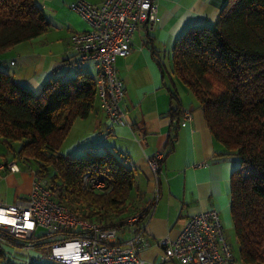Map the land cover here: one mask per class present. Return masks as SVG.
I'll return each mask as SVG.
<instances>
[{"label": "trees", "instance_id": "obj_1", "mask_svg": "<svg viewBox=\"0 0 264 264\" xmlns=\"http://www.w3.org/2000/svg\"><path fill=\"white\" fill-rule=\"evenodd\" d=\"M50 27L36 0H0V54ZM171 66L194 96L214 139L224 147L221 155L239 160L230 175L238 260L264 264V0H226L214 25L189 28L176 39ZM170 98V132L159 170L173 150L180 121L177 93L170 90ZM96 102L95 77L87 71L49 78L33 93L0 67L1 142L37 177L57 187L67 206L75 203L84 218L120 228L136 184L128 155L88 151L71 156L58 151L74 121L86 118ZM85 173L106 182L108 191L83 187ZM139 211L141 225L148 207ZM1 250L0 246V255L7 257Z\"/></svg>", "mask_w": 264, "mask_h": 264}, {"label": "crops", "instance_id": "obj_2", "mask_svg": "<svg viewBox=\"0 0 264 264\" xmlns=\"http://www.w3.org/2000/svg\"><path fill=\"white\" fill-rule=\"evenodd\" d=\"M71 1L36 0L51 27L42 35L0 54V67L33 93H38L49 78H69L78 71L95 75L92 61L79 64L72 49L71 36L88 29V23L70 8ZM87 1L98 3L101 0ZM225 2L156 0V20L138 27L131 37L130 53L115 59L117 74L124 86L121 105L127 111L128 123L109 126L98 102L86 118H77L73 123H86L90 133L88 144L73 152L82 150L87 154L94 148L97 154L128 155V166L133 169L136 180L130 196L131 206L143 209L153 200L141 220L150 241L140 252L144 264H154L158 260L161 249L156 240L177 236L187 218L198 212L216 209L223 230H233L230 175L239 166V160L235 155H221L224 147L214 139L194 96L172 73L171 66L176 39L189 28L214 25ZM170 90L177 93L180 101V121L173 150L164 157L156 182L148 159L155 152L166 149L170 132ZM186 110L192 112V118L182 123ZM14 173H5L0 181L6 186H15L10 203L25 197L33 181L30 172L28 176L24 174L22 183H16ZM124 235L120 231L119 236ZM19 253L24 257L28 254Z\"/></svg>", "mask_w": 264, "mask_h": 264}, {"label": "built area", "instance_id": "obj_3", "mask_svg": "<svg viewBox=\"0 0 264 264\" xmlns=\"http://www.w3.org/2000/svg\"><path fill=\"white\" fill-rule=\"evenodd\" d=\"M69 6L88 23V29L71 36L77 61L93 63L97 102L107 124L125 125L127 111L121 105L124 86L118 77L115 59L130 53L131 37L138 27L156 20V0H101L98 3L72 0ZM182 117L185 123L192 118V112L186 110ZM89 151L94 152V148ZM162 156L163 150H160L148 159L156 182ZM29 168L33 176L29 193L12 203L0 202V233L11 239L8 247L1 246L3 250L9 248L6 251L13 253L18 262L9 257L11 261L33 262L40 256H31L30 252H37L36 248L42 246L44 253L61 264H144L140 252L150 241L138 224L141 211L128 216L120 228L84 218L61 201L57 187L47 178L37 177L34 169ZM0 170L18 172L20 166L15 158L0 163ZM81 182L83 187L96 192L109 189L106 182L89 173L82 175ZM152 201L145 208L149 210ZM40 227L45 232L38 235L36 231ZM120 231L126 235L120 237ZM155 242L161 253L154 264H241L225 238L216 209L189 216L177 236H164ZM14 250L28 254L24 257ZM4 255L9 256L6 252Z\"/></svg>", "mask_w": 264, "mask_h": 264}, {"label": "rangeland", "instance_id": "obj_4", "mask_svg": "<svg viewBox=\"0 0 264 264\" xmlns=\"http://www.w3.org/2000/svg\"><path fill=\"white\" fill-rule=\"evenodd\" d=\"M67 78V77H66ZM86 123H81L80 125H78V123L76 125H73V127L70 129L69 133L67 134V136L64 138V140L62 141L58 151L61 154H68L71 156H78V155H83V151H77L78 149H82L84 148L87 144L88 141H90V139L88 138V136L90 135V133L87 132V128H86ZM97 135V133H96ZM97 137V136H96ZM16 146V144H13ZM77 148L76 151L73 152V150ZM15 159L14 155L7 149V147L1 142L0 140V163H3L4 161H8L11 162ZM16 162L17 164L20 166V171L19 172H15L14 173V182L16 183H22L24 180V174H26V176H28V174H30V168L28 165H24L22 164L17 158H16ZM30 164L33 167H36V163L34 161H30ZM5 171L0 170V181H3V177L5 176ZM15 191V186H6L4 185L2 182H0V196L2 198L3 203H10L11 202V198L12 195ZM70 208H72L74 211H77L79 213H81V208L76 205L75 203H72L71 206L68 205ZM129 206V205H128ZM137 211V209L133 208L130 206V208H126V214H128V216L134 214ZM132 213V214H131ZM128 218V217H127ZM127 218H125L123 220V223L127 220ZM45 232L44 228H38V230L36 231V233L38 235H41ZM224 235L226 240L228 241L233 254L235 256L236 259H239V245H238V241L235 237L234 231L232 229H228L224 231ZM0 246L3 244L4 246H7L8 243L11 242V239L6 235V234H2L0 233ZM2 247V246H1ZM8 247V246H7ZM5 247V250H1L2 253H7L9 256L8 257H4L2 255H0V264H11V257H14V254L9 253V248ZM37 252L35 251V255H39L40 257L35 259L34 262L36 264H61L59 262H57L56 260H54L53 258L49 257L48 254L42 249V246H39L36 248ZM13 255V256H12ZM17 255V254H16ZM19 256V255H17ZM10 257V258H9ZM16 262L17 259L15 258Z\"/></svg>", "mask_w": 264, "mask_h": 264}, {"label": "snow or ice", "instance_id": "obj_5", "mask_svg": "<svg viewBox=\"0 0 264 264\" xmlns=\"http://www.w3.org/2000/svg\"><path fill=\"white\" fill-rule=\"evenodd\" d=\"M31 225H29V227H30Z\"/></svg>", "mask_w": 264, "mask_h": 264}]
</instances>
